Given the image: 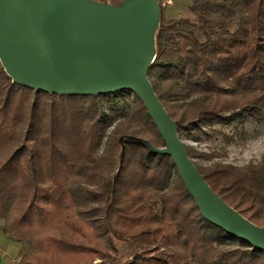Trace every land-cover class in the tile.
<instances>
[{
    "label": "trees",
    "instance_id": "obj_1",
    "mask_svg": "<svg viewBox=\"0 0 264 264\" xmlns=\"http://www.w3.org/2000/svg\"><path fill=\"white\" fill-rule=\"evenodd\" d=\"M188 1L197 23L161 8L147 72L177 132L238 108L259 118L264 0ZM124 92L35 91L0 64V219L4 234L31 245L22 264H264L263 250L202 216L171 156L125 142L113 176L121 135L165 145L138 96L119 106ZM104 107L116 121L110 133ZM197 169L223 201L264 225V165ZM155 196L159 212L148 203Z\"/></svg>",
    "mask_w": 264,
    "mask_h": 264
},
{
    "label": "water",
    "instance_id": "obj_2",
    "mask_svg": "<svg viewBox=\"0 0 264 264\" xmlns=\"http://www.w3.org/2000/svg\"><path fill=\"white\" fill-rule=\"evenodd\" d=\"M160 17L158 0H0V64L13 83L35 91L134 93L165 145L121 135L113 176L121 167L125 142L169 155L202 216L264 251V225L247 219L212 190L149 80Z\"/></svg>",
    "mask_w": 264,
    "mask_h": 264
},
{
    "label": "rangeland",
    "instance_id": "obj_3",
    "mask_svg": "<svg viewBox=\"0 0 264 264\" xmlns=\"http://www.w3.org/2000/svg\"><path fill=\"white\" fill-rule=\"evenodd\" d=\"M168 18H188L193 23H197L196 16L190 10L188 0H172V4L165 9ZM131 92H124L120 97L119 106L131 102ZM198 99V97H197ZM103 113L107 118V132L110 133L116 121L104 107ZM223 121L205 122L201 118L187 123L183 129L178 131L182 142L190 151V157L198 167L205 168L216 164L221 160L228 151H238L243 148L251 139L255 138L264 131V106L262 107L261 116L257 119L249 117L248 113L236 109L224 113ZM133 130L138 126H133ZM102 146L99 148V151ZM156 210L160 211V202L158 196L148 200ZM4 220L0 219V264H22L31 249L28 241L18 243L2 232ZM21 246L23 250L21 252ZM117 246L122 255H125L127 247L117 242Z\"/></svg>",
    "mask_w": 264,
    "mask_h": 264
},
{
    "label": "clouds",
    "instance_id": "obj_4",
    "mask_svg": "<svg viewBox=\"0 0 264 264\" xmlns=\"http://www.w3.org/2000/svg\"><path fill=\"white\" fill-rule=\"evenodd\" d=\"M217 163L239 169L264 165V131H261L259 135L251 139L238 151H228Z\"/></svg>",
    "mask_w": 264,
    "mask_h": 264
},
{
    "label": "built area",
    "instance_id": "obj_5",
    "mask_svg": "<svg viewBox=\"0 0 264 264\" xmlns=\"http://www.w3.org/2000/svg\"><path fill=\"white\" fill-rule=\"evenodd\" d=\"M158 4L165 10L172 4V0H158Z\"/></svg>",
    "mask_w": 264,
    "mask_h": 264
}]
</instances>
